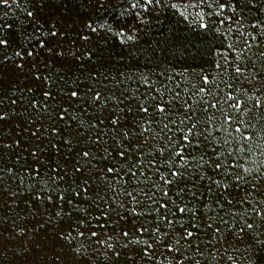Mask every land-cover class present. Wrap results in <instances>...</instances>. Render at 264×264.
Wrapping results in <instances>:
<instances>
[{"label":"trees","instance_id":"16d2710c","mask_svg":"<svg viewBox=\"0 0 264 264\" xmlns=\"http://www.w3.org/2000/svg\"><path fill=\"white\" fill-rule=\"evenodd\" d=\"M0 264H264V0H0Z\"/></svg>","mask_w":264,"mask_h":264},{"label":"rangeland","instance_id":"374dc122","mask_svg":"<svg viewBox=\"0 0 264 264\" xmlns=\"http://www.w3.org/2000/svg\"><path fill=\"white\" fill-rule=\"evenodd\" d=\"M192 1V0H191Z\"/></svg>","mask_w":264,"mask_h":264}]
</instances>
